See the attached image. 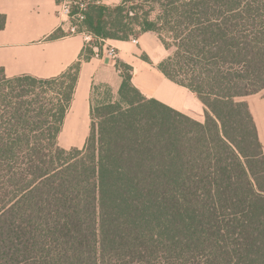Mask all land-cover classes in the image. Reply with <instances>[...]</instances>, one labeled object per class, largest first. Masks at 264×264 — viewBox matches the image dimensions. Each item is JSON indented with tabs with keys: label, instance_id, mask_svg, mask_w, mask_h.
Returning a JSON list of instances; mask_svg holds the SVG:
<instances>
[{
	"label": "trees",
	"instance_id": "1",
	"mask_svg": "<svg viewBox=\"0 0 264 264\" xmlns=\"http://www.w3.org/2000/svg\"><path fill=\"white\" fill-rule=\"evenodd\" d=\"M83 26L156 34L159 70L204 121L145 98L117 63V103L92 107L66 150L81 61L51 79L0 69V264H264V153L243 101L264 90V0H123Z\"/></svg>",
	"mask_w": 264,
	"mask_h": 264
},
{
	"label": "crops",
	"instance_id": "2",
	"mask_svg": "<svg viewBox=\"0 0 264 264\" xmlns=\"http://www.w3.org/2000/svg\"><path fill=\"white\" fill-rule=\"evenodd\" d=\"M71 0H0V16L5 25L0 28V69L7 78L29 76L51 79L68 71L81 61L70 108L64 118L58 139L64 149L80 148L90 130V111L94 86H108L118 101L122 82L116 64L132 69V84L147 99L159 103L202 123L205 108L194 93L166 78L159 65L169 56L158 36L143 33L136 42L107 40L106 46L116 49V59L103 50L98 56L86 54V43L79 35H70L68 23L57 15L58 6ZM123 0H103L114 7ZM246 102L264 153V94L243 99ZM62 138V139H61Z\"/></svg>",
	"mask_w": 264,
	"mask_h": 264
},
{
	"label": "built area",
	"instance_id": "3",
	"mask_svg": "<svg viewBox=\"0 0 264 264\" xmlns=\"http://www.w3.org/2000/svg\"><path fill=\"white\" fill-rule=\"evenodd\" d=\"M91 5H103V0L64 1L58 6L57 15L63 23H68L69 34L81 36L87 48L91 49L95 56H98L99 50H103L108 58L115 60L117 56L116 49L110 45L106 46L107 40L98 39L83 26L85 13ZM130 40L136 42L135 37Z\"/></svg>",
	"mask_w": 264,
	"mask_h": 264
},
{
	"label": "rangeland",
	"instance_id": "4",
	"mask_svg": "<svg viewBox=\"0 0 264 264\" xmlns=\"http://www.w3.org/2000/svg\"><path fill=\"white\" fill-rule=\"evenodd\" d=\"M122 73H126V71L122 69ZM260 93L264 94V90L261 91ZM115 98H116L115 94L111 91L110 88H108V86L97 84L96 86H94V91L92 94V107H94V109H97L98 107H101L105 104L117 103ZM58 143L60 147L62 148L66 147V145L63 144L62 140L58 139ZM82 147H80L79 149H81Z\"/></svg>",
	"mask_w": 264,
	"mask_h": 264
}]
</instances>
